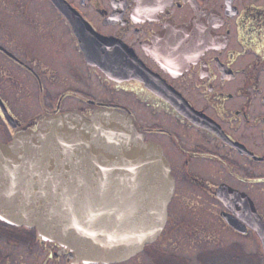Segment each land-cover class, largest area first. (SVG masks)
<instances>
[{
  "label": "flooded vegetation",
  "instance_id": "af4514ba",
  "mask_svg": "<svg viewBox=\"0 0 264 264\" xmlns=\"http://www.w3.org/2000/svg\"><path fill=\"white\" fill-rule=\"evenodd\" d=\"M101 107L129 114L168 161L160 234L114 263L86 262L35 228L0 222V238L39 248L34 264H206L165 256L187 226L223 230L209 249L226 264H264V0H0V142Z\"/></svg>",
  "mask_w": 264,
  "mask_h": 264
},
{
  "label": "water",
  "instance_id": "95a60500",
  "mask_svg": "<svg viewBox=\"0 0 264 264\" xmlns=\"http://www.w3.org/2000/svg\"><path fill=\"white\" fill-rule=\"evenodd\" d=\"M174 179L161 148L126 113L45 118L0 142V217L86 262L140 252L162 231Z\"/></svg>",
  "mask_w": 264,
  "mask_h": 264
},
{
  "label": "rangeland",
  "instance_id": "374dc122",
  "mask_svg": "<svg viewBox=\"0 0 264 264\" xmlns=\"http://www.w3.org/2000/svg\"><path fill=\"white\" fill-rule=\"evenodd\" d=\"M190 203L191 202H182V205L187 206ZM205 219L209 220L208 218ZM207 224L208 226L211 225L209 224V221H207ZM172 232V236L164 240L165 243L163 244V247L167 250L166 252H168L165 255L166 257L175 259L190 258L194 260L199 256L200 259L204 260L206 264H226V258L228 256L225 250L209 249V247H213L214 245H221L227 241L226 234L223 230H220L217 235L215 234V232L211 231L210 234L206 232H202L201 234L200 232L195 231L194 228H188L186 226L177 230H173ZM11 241L17 242L15 240ZM205 247H208V249H206ZM0 252L10 254L9 261L11 262L12 260H14V262L10 264L19 262L18 260L12 258H17L19 255H22V258H20L21 261L24 259V262L22 264H34V259L37 256L38 258L40 257L39 248L35 249V246H32V248H28L27 245L22 244L12 245L2 239V237L0 238ZM136 258L147 259L148 256L145 254H140Z\"/></svg>",
  "mask_w": 264,
  "mask_h": 264
},
{
  "label": "trees",
  "instance_id": "16d2710c",
  "mask_svg": "<svg viewBox=\"0 0 264 264\" xmlns=\"http://www.w3.org/2000/svg\"><path fill=\"white\" fill-rule=\"evenodd\" d=\"M0 222H2V224H4V225L6 224V223H4L3 221H0Z\"/></svg>",
  "mask_w": 264,
  "mask_h": 264
},
{
  "label": "snow or ice",
  "instance_id": "6c2138e0",
  "mask_svg": "<svg viewBox=\"0 0 264 264\" xmlns=\"http://www.w3.org/2000/svg\"><path fill=\"white\" fill-rule=\"evenodd\" d=\"M0 219H3V217H0Z\"/></svg>",
  "mask_w": 264,
  "mask_h": 264
}]
</instances>
